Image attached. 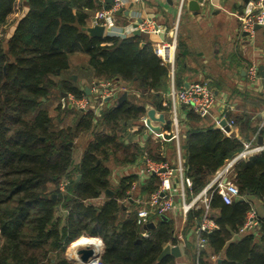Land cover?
Here are the masks:
<instances>
[{"label":"trees","instance_id":"16d2710c","mask_svg":"<svg viewBox=\"0 0 264 264\" xmlns=\"http://www.w3.org/2000/svg\"><path fill=\"white\" fill-rule=\"evenodd\" d=\"M24 2L29 10L22 17ZM103 7L95 0H0V264H72L66 251L81 237L102 239L105 264L175 262L174 255L159 259L169 242L178 243L173 220L166 214L150 229L149 237L139 241L137 213L128 214L124 207L135 176L123 177L114 188L115 196L94 203L112 188L106 162L122 147L123 165L134 163L144 149L156 162L168 160L164 141L143 149L122 136L147 113L148 105L168 113L169 67L143 34L99 37L84 31L86 10ZM17 20L8 36V27ZM181 45L178 40V48ZM75 53L88 56L81 72L124 82L132 90L121 103L98 114L93 107L80 109L72 125L60 127L41 105L44 98L48 101L56 94L54 89L60 97L63 93L78 99L86 96L85 89L68 77ZM53 76L62 78L56 81ZM175 84L185 85L177 70ZM182 110V148L187 175L193 181L188 191L191 198L243 149V142L215 128L208 117L186 106ZM84 133L91 138L75 165V139ZM235 174L241 197L227 204L219 195L213 196L217 228L203 234L208 246L201 264H212L213 255H221L222 264H264L263 218L253 231L234 239L252 208L249 199H264V152L236 164ZM158 182L152 177L143 194L157 190ZM202 214V208L192 210L188 224L196 225ZM192 250L195 264L194 246Z\"/></svg>","mask_w":264,"mask_h":264},{"label":"crops","instance_id":"0c3cea01","mask_svg":"<svg viewBox=\"0 0 264 264\" xmlns=\"http://www.w3.org/2000/svg\"><path fill=\"white\" fill-rule=\"evenodd\" d=\"M129 1L130 3L124 8L123 13L118 15L117 30L132 22L149 20L152 24L160 26L168 32L173 27L179 15L180 0H172V3L168 0ZM95 2L97 6L104 5V7L111 4H108L107 0H95ZM247 3L248 1L246 0H213V5L208 4L205 7H200L201 9L198 13L191 10L187 4L180 15L179 40L182 45L177 50L174 75L176 77L177 70L178 78L185 85L189 82H207L214 90L217 95V101L211 115L208 116V120L211 123H214L216 119L224 115H228L235 122L231 127V134H234V137L244 142L252 140L256 136L257 142L262 143L264 142V77L262 76L264 72V27L260 26L259 28H255L253 34L241 30V22L238 19V15L244 14ZM28 10L29 8L24 2L22 17L27 14ZM97 10L99 9L86 10L88 18L85 27H95L93 17ZM127 12L129 13L127 14ZM18 22L17 20L9 27L7 30L8 36L13 34ZM86 32L89 34L88 31ZM140 34H143L146 40L152 44L156 53L162 50L164 45L161 42L163 38L162 34L158 36L152 32L144 31H141ZM106 35L104 34V36ZM75 58H79L77 63ZM87 61L88 56L83 53H75L71 57L73 70L70 73L74 71V73L78 72L77 74L81 77V83L79 85L83 89H85V81L87 82L96 78L89 77L79 70V68L87 64ZM253 65L257 66L259 73L255 79H251L248 74L249 68ZM169 78L168 90L171 84V77ZM119 82L120 84L126 85L129 90H132L128 84ZM129 93L127 94L129 95ZM92 94H89V96ZM106 101L105 104L107 107H110L112 103L114 105L118 103V100ZM151 108L155 107L152 105L147 106V114ZM95 113L98 114L99 112ZM161 113L156 110V116H159ZM181 113L184 118L185 112L182 110ZM63 122H59L60 125ZM153 125L166 129V126H163L160 122H153ZM145 130H147L146 134L144 132ZM125 131L128 133V136L131 135L129 132L134 134L131 142L139 146L150 143L157 144L159 141H164L166 157L168 160L173 159V154H175L173 141L165 139L156 140L152 132L153 129L149 125L145 127L138 121L128 126ZM171 150H173V153L170 155L169 152ZM125 165L127 164H124L122 167V177L117 185H114L110 179L112 188L108 189L114 191L113 196L116 194L114 188L118 187L123 177L132 176L129 175L128 165ZM146 185L141 186V193H143ZM103 194L105 195V192ZM105 198L108 199L111 197L105 195ZM249 202L252 208L256 210L258 218L264 219V199L251 198ZM124 203L128 214L132 211L136 212L137 206L133 202L125 199ZM173 214L176 215V212H171L166 215L173 220L175 237L181 250V256H175L174 264H192L193 234L197 224H188V216L186 218L181 216L179 219L174 217L175 215ZM162 216L158 217L161 218ZM158 221L159 219H153L152 222L157 226ZM245 232L236 234L234 239H240L246 234ZM179 236H182V241L178 239ZM86 248L100 250L103 253L105 246L101 240L100 246L86 245L80 249ZM78 252L69 254L68 248L66 251L67 258L72 264H86L82 262L81 254ZM220 258L221 255H213L210 259L212 264H218Z\"/></svg>","mask_w":264,"mask_h":264},{"label":"built area","instance_id":"2783aa9c","mask_svg":"<svg viewBox=\"0 0 264 264\" xmlns=\"http://www.w3.org/2000/svg\"><path fill=\"white\" fill-rule=\"evenodd\" d=\"M104 1V0H103ZM190 0H180L179 15L170 31L166 32L160 26L152 24L149 20L132 22L131 24L123 26L120 30L118 27L117 11L124 9L129 0H113V2L106 7H103L95 13L93 17L94 26H103L105 34L109 36L128 37L133 35L136 30L144 32H152L163 35L161 42H163L162 50L155 52L162 60L163 64L169 67V74L171 77L170 88L166 93L169 103L168 113H163L165 116L166 129L160 127L158 131H152L156 140L165 139L173 141L175 154L173 159L165 162L154 161L148 153L146 144H142L144 151L141 156L134 163L127 164L129 175L136 177L127 192V201L133 202L136 208V223L141 229L145 228L155 217L169 214L171 212L180 213L185 218L194 209H203L201 219L198 221L194 229V247L196 249V263H200L201 254L208 246V239L203 235L217 228V224L213 219L215 210L212 207V199L214 195H219L227 204H232L239 199L240 191L236 183L235 166L243 160H248L254 155L264 152V142L258 143L257 137L254 136L252 140L243 142V149L230 159L222 168L215 172L214 176L207 183V185L197 194L191 198L188 197V191L192 189L193 181L187 175V168L185 166V159L182 148V127L180 119L182 118L181 108L186 106L202 117L211 115L212 110L217 101V95L207 82H189L182 87H177L175 84V65L178 50L179 40V24L180 15L183 8ZM200 7H205L208 4L213 5V0H197ZM241 22V30L249 34H253L257 26L264 27V0H249L243 15H238ZM248 74L251 79L258 77V68L253 65L249 68ZM131 90L126 85L120 84L114 79H102L92 81L91 93L97 94L98 103L102 104L106 100H118V98L125 92L129 93ZM70 104L75 105L79 109L87 110L93 100L91 96L78 99L72 94H68ZM96 103V102H95ZM164 103V105L168 104ZM99 112V110H96ZM149 116L146 113L139 122L141 125L148 127ZM226 119L227 125L231 128L234 125L233 120H229L227 115L215 120L214 127L222 130L228 135L231 132L226 131L222 121ZM168 123L170 128L167 127ZM162 130V131H161ZM147 133V130H145ZM169 136V137H168ZM125 165V166H127ZM156 176L159 180L158 188L154 192L147 195L141 193V186L147 184L152 177ZM64 189V186H61ZM259 226V218L256 210L251 208L248 212L246 221L240 232L253 231ZM150 229H146L142 233V237H149ZM178 239L183 240L182 236ZM101 242V240H100ZM169 245L176 246L178 243L169 242ZM96 247V246H95ZM102 252L98 253L94 250V255L86 264H105L101 258Z\"/></svg>","mask_w":264,"mask_h":264},{"label":"rangeland","instance_id":"374dc122","mask_svg":"<svg viewBox=\"0 0 264 264\" xmlns=\"http://www.w3.org/2000/svg\"><path fill=\"white\" fill-rule=\"evenodd\" d=\"M75 59H76V63H77L79 61L78 60L79 58H75ZM71 69L73 70V66L72 65H71ZM74 72L69 73L68 77L71 79L72 82H74L75 84L79 85V83H81V77L77 74L78 72H76V73H74ZM61 78L62 77H60V76H53V79L56 80V81L60 80ZM94 80H97V79L95 78V79H93V81ZM98 80H102V79H98ZM84 85H85V87L89 86L91 88L92 87V82L91 81H87V82L85 81ZM53 92L54 93L56 92V94H58V91L56 89H54ZM56 94L51 96L48 101L45 100L43 102V104L41 105V108L47 109L49 111V113L52 115L53 119L55 120L56 124L60 125V123H58V122H59L60 119H63L64 122L60 125V127H63V126L66 127V126L72 125L73 122H74V119L76 118L75 114L80 109L78 107H76L75 105L70 104V100H69V96L68 95L66 97H63V96L60 97L59 95L57 96ZM90 96H91L90 98H91V100H93V102L89 106L95 108V110H101L102 108L107 107L105 102L102 103V104L98 103L97 94H92ZM60 104L62 105L61 110L58 109V106ZM67 105H69L70 108H74V109L72 111H66L65 107ZM111 106H114V104L112 103ZM129 134H131V135L128 136L127 134H124L122 137L123 138H128L129 137V138H131V140H133L134 134H132L131 132H129ZM145 134H146V132H145ZM90 138H91L90 134H85L84 133L80 137L75 139V146H74V161H75V165L80 161L83 148L85 147V145L87 144V142L89 141ZM133 150L134 149L131 148L129 150V154ZM169 153L171 155L173 153V150H171ZM124 155H125V151H124V148L122 147V149H120L119 152H117L116 154H113L109 158V161L106 162V164L111 168V180L113 181L114 185H117L119 180H120V178L122 177L123 164L121 163V161L123 160ZM64 184L65 183H62L61 185L64 186ZM104 198H105V195L103 194L99 199L94 200V203L95 204H101L104 201ZM173 215H175V214H173ZM181 216L182 215L180 213H176V215L174 217L180 219ZM157 219H159V217L155 218V220H157ZM97 252L101 253L100 250H97Z\"/></svg>","mask_w":264,"mask_h":264},{"label":"water","instance_id":"95a60500","mask_svg":"<svg viewBox=\"0 0 264 264\" xmlns=\"http://www.w3.org/2000/svg\"><path fill=\"white\" fill-rule=\"evenodd\" d=\"M170 3H172V0H168ZM246 1H249V0H246ZM113 2V0H107V3L108 4H110V3H112ZM188 5H189V8L191 9V10H193V11H196V13H198L199 11H200V5H199V2L197 1V0H190L189 1V3H188ZM123 11H124V9H122V10H119V11H117V15H120V14H122L123 13ZM129 12H127V14H128ZM260 26H257L256 28H259ZM83 29L85 30V31H88L89 32V34L91 35V36H99V37H104V34H105V29H104V27L103 26H95L94 28H87V27H83ZM141 32H140V30H136L135 32H134V34H140ZM58 72H59V70H58ZM263 77H264V72H263V75H262ZM75 79V78H74ZM85 93L87 94V95H89V94H91V88L89 87V86H86L85 87ZM68 95V93H63V97H66ZM128 97V94L127 93H123L120 97H119V99H118V103H121L124 99H126ZM43 101H45V98L43 99ZM148 116H149V119H148V125L153 129V130H159L160 129V126H154L153 125V122H160L161 124H163L164 125V123H165V116H164V114L163 113H161V114H159V116H156V109L155 108H151L150 110H148ZM222 125H224L225 126V129H226V131H228V132H231V128L227 125V120L226 119H224L223 121H222ZM232 136L234 135V134H231ZM261 143V142H260ZM72 144V143H71ZM81 178V175H78V178H77V180H79ZM105 195L107 196V197H112L113 195H114V191H112L111 189H107L106 191H105ZM56 198H57V195L56 194H54L53 195V199H55L56 200ZM156 225H155V223L154 222H150L145 228H142L141 229V233H140V240L139 241H141V239L143 238L142 237V233H144L145 231H146V229H152V228H154ZM94 238H98L99 240H102L100 237H94ZM79 254H81V260H82V262L83 263H88V261H89V259L94 255V249L93 248H86V249H80L79 250V252H78ZM168 255H174V256H177V257H179V256H181V250H180V247L178 246V245H176V246H171V245H167L164 249H163V251H162V253H161V255H160V257H159V259L161 260V259H163L164 257H166V256H168ZM222 258H220L219 260H218V264H222Z\"/></svg>","mask_w":264,"mask_h":264},{"label":"bare ground","instance_id":"6f19581e","mask_svg":"<svg viewBox=\"0 0 264 264\" xmlns=\"http://www.w3.org/2000/svg\"><path fill=\"white\" fill-rule=\"evenodd\" d=\"M86 245H101V242L98 238H88V237H81L80 239L74 241L72 244H70L69 248V254L76 253L82 246ZM99 248V247H98ZM68 254V253H67Z\"/></svg>","mask_w":264,"mask_h":264}]
</instances>
